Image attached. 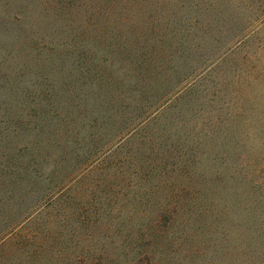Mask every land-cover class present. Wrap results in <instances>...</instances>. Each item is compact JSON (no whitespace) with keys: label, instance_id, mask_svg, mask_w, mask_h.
Masks as SVG:
<instances>
[{"label":"trees","instance_id":"obj_1","mask_svg":"<svg viewBox=\"0 0 264 264\" xmlns=\"http://www.w3.org/2000/svg\"><path fill=\"white\" fill-rule=\"evenodd\" d=\"M146 1L120 0L121 12L131 3L147 9ZM233 1L236 14L244 4L249 8L250 20L229 41L220 28L222 18L208 25L197 18L190 21L188 30L208 29V57L195 67L190 65L188 56L194 55L190 47L179 43L165 48L160 41L154 55L134 52L124 69L115 57L116 46L99 41L95 90L84 99L88 107L78 108L80 127L65 141L69 151L63 158L48 149L53 140L42 129L72 123L63 106L51 103L55 86L27 98L13 133L36 135L18 144L3 168L0 163V264H169L179 252L189 261L208 253V263L228 264L233 260L227 257L240 254L245 264H264V126L263 136L247 127L241 104L248 86L244 82L253 85L258 68L256 60L246 61L240 55L242 48L251 47L243 40L256 30L247 33L256 10L253 0ZM216 5L208 1V12ZM109 14L119 15L117 26L136 25L137 14L118 13L116 4L105 12L107 20ZM261 15L258 23L264 24V10ZM151 29L162 40V33L155 26ZM197 41L207 39L198 36ZM166 62L169 66L163 69ZM114 63H120L118 68ZM147 64L151 69L143 72ZM157 69L167 73L154 74L152 84L149 79ZM258 71L256 78L263 73ZM206 82L208 145L219 155L208 161V188L186 184L193 182L191 169L196 164L193 145L186 141L192 131L182 144L176 130L182 110L187 114L196 103H206ZM112 91L124 95L120 101H126L124 106L131 100L128 115L117 117L114 96H106ZM199 199L208 203V209L197 206ZM227 206H240L231 216L237 217L232 227L222 224ZM207 214V229L196 225L204 234L201 239L190 228L206 220ZM256 214L260 220L253 218Z\"/></svg>","mask_w":264,"mask_h":264},{"label":"rangeland","instance_id":"obj_2","mask_svg":"<svg viewBox=\"0 0 264 264\" xmlns=\"http://www.w3.org/2000/svg\"><path fill=\"white\" fill-rule=\"evenodd\" d=\"M119 1L0 0V163L2 168L5 158L16 153L14 149L18 144L24 145L29 137L32 138L33 135H36V132L29 133L27 131L13 133V129L22 120L24 109L28 105L27 98L35 95L36 92L47 93L53 86H55V96L51 103H54L55 106H63V111L68 113L66 117L72 123L53 122L56 124L46 125L42 129L46 136L50 134L51 140H53L51 141L52 146L48 147L50 151L55 149L59 158H63L64 154L68 153L69 148L65 141L72 137L70 132H76L75 129L80 127L78 108L83 109V105L88 107V104L84 103V99L94 93L95 82L100 73L98 61L94 58L96 53L97 56H101L99 53L101 48H98L99 41L116 46L114 50H119V52L115 57L122 63L121 66H124L125 60L128 58H133L134 52L154 55L157 47L160 48V41L165 43V48L184 43L183 46L190 47V53L194 54L188 57L190 65L195 67L201 59L208 57V29L204 27L205 29H201V31L198 28L192 31L188 30L191 20L197 18L208 25V22L215 24L222 18L224 24H221L220 28L224 32L225 41H229L237 33L239 27L249 26V8L244 4L241 11L236 14V3L233 0H169L174 5H171L167 0H158L159 3L157 0H147L144 4L148 5L147 9H137L142 5L131 3L128 5V9H124L122 12ZM208 1L211 4H217L215 10L208 12ZM111 2L114 4L112 7ZM115 4L118 13L133 12L137 14L134 20L136 25L126 26L127 29L122 25L117 26L119 23H116V20L119 15L116 14H109L110 19L107 20L104 17L105 12L108 13L115 7ZM252 4L253 10H256L255 19L251 22L253 25L247 29L249 30L247 33L255 28L256 30L249 35V38L243 40V45L251 47L242 48L240 55L245 57L246 61L256 60L258 68H261L263 73H260L261 76L256 78L259 72L257 68L253 85L247 83L245 78L244 84H248V86L241 98V104L244 110L243 123L247 127H255L259 136L264 126V24L258 22L264 10V0H253ZM217 10L221 12L218 13ZM152 21L156 23L152 24ZM151 26H155L162 33V40L153 33ZM135 33L142 35L138 38ZM198 36L205 37L207 41L205 43L197 41ZM211 36L215 38L216 35ZM119 45L121 46L118 47ZM195 47H197V52L195 49H191ZM120 63L114 64L115 66L117 64L118 68ZM147 66L148 68L143 72L150 71L151 67L148 64ZM168 66L166 62L163 69H167ZM127 67L129 65L124 66V69ZM185 71L182 70L180 73ZM106 72L114 79V75L109 69H106ZM169 72L172 71L169 70ZM166 73L167 70L161 73L158 69L153 70L154 79H149V81L152 84L154 81L156 83L154 74L165 75ZM51 84L53 86H50ZM205 86L206 92L203 100L206 103H196L187 114L182 110L183 115L179 114L180 122H178L176 130L177 138L181 140L182 144L187 138V133L192 131L191 137L186 141L189 146L193 145L192 148L195 150L192 159L196 164L191 169L192 172L194 171V177L191 179L194 183L187 181L186 184H190V186L202 185L208 188V161L218 158L219 155L210 148L212 144L208 145V82ZM111 95L114 96L111 102L115 103L112 106L119 113L118 116H115L124 117L132 111L128 107L131 100L128 101L127 106H124L126 101L120 102L124 95L119 96L114 91L106 94L107 97ZM48 100L50 102V99ZM107 130L111 131L109 127ZM103 132L102 130L100 135L105 137ZM261 136L263 135L261 134ZM55 142H57V147H55ZM256 144L259 145V143ZM132 145L135 146V142ZM72 162L74 163V161ZM57 165L60 166L62 163L59 162ZM1 170L3 172V169ZM223 201L222 199L221 203ZM205 202L199 199L197 206L200 208L207 206L208 203ZM223 206L224 204L215 208L214 215L221 211ZM238 209L240 210V206L238 208L227 206L229 213L223 219L224 226L232 227V222L237 217L231 216L235 212L238 213ZM262 209L263 207L258 211H262ZM253 218L260 220L261 216L256 214ZM196 225L207 229L208 214L206 220L196 222L190 228L191 233L194 232L201 239L204 238V234L197 231ZM234 232L239 234L236 230ZM235 233L234 236H236ZM210 256L212 259V256L216 255ZM240 256V254H234L231 258L227 257L228 260H233L228 264H245L242 261L244 257ZM185 259L179 252L169 264H211L208 263V253L202 258H193L192 261Z\"/></svg>","mask_w":264,"mask_h":264}]
</instances>
